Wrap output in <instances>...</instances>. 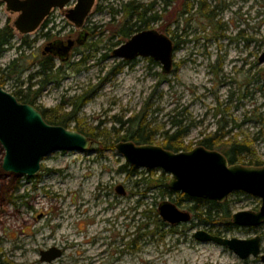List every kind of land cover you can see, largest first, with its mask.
Returning a JSON list of instances; mask_svg holds the SVG:
<instances>
[{
	"label": "rangeland",
	"instance_id": "obj_1",
	"mask_svg": "<svg viewBox=\"0 0 264 264\" xmlns=\"http://www.w3.org/2000/svg\"><path fill=\"white\" fill-rule=\"evenodd\" d=\"M130 1L144 8L155 2L147 17L162 16L160 22L135 33L154 29L166 34L167 13L179 14L185 4L170 0L167 13H161L165 0H95L83 28L77 29L65 17L72 2L63 10L55 8L45 27L22 35L13 28L17 15L0 2V30L7 27L13 36L0 55L3 91L26 94L28 86L42 79L36 73L47 57L43 49L57 39L75 40L86 31V40L74 46L64 62L53 58L60 72L52 78L59 85L49 81L34 107L49 110L63 102L62 113H67L71 109L67 102L87 93L89 99L69 130L75 131L78 125L85 133H108L120 128L119 120L125 122L145 110L142 116L149 128L159 131L154 146H160V132H172L175 116L189 130L182 140L187 150L181 152L200 146L202 139L222 128L230 131V140L248 143L264 166V63L258 62L264 50V0H209L208 5L217 7L213 23L219 22L224 29V37L218 39L209 31L211 25L195 14L196 6L191 8L195 14L191 21L185 20L189 15L178 17L167 27L170 31L178 27L181 42L173 71L166 76L150 58L133 59L126 65L112 57V51L129 39H122L119 31L124 22L122 3ZM31 76L37 78L29 80ZM93 140L83 153L62 151L44 157L41 172L30 179L2 170L5 151L0 145V264H47L40 262L39 252L50 247L63 254L51 264H262L258 258L241 260L226 247L201 243L193 234L205 230L243 240L260 235L264 254V225L228 227L218 217L203 224L190 214V222L169 226L158 217L157 208L161 201L176 199V192L169 191V196L152 190L142 195L145 187L136 183L150 172L159 176L162 170L137 168L138 174L133 175L116 149L98 152L104 144L109 146L108 140L101 144ZM163 174L169 181L170 175ZM117 186H123L124 195L116 194ZM226 201L231 216L257 211L261 204L259 198L242 192ZM175 206L189 212L191 203L182 199Z\"/></svg>",
	"mask_w": 264,
	"mask_h": 264
},
{
	"label": "water",
	"instance_id": "obj_2",
	"mask_svg": "<svg viewBox=\"0 0 264 264\" xmlns=\"http://www.w3.org/2000/svg\"><path fill=\"white\" fill-rule=\"evenodd\" d=\"M6 9L16 14L14 30L20 34L34 33L55 8L63 10L74 2L73 8L66 11L65 17L75 28H82L95 0H0ZM79 44L86 40L80 34ZM72 43L66 47L59 42L49 43L45 51L66 59ZM59 51L55 53L54 51ZM173 41L166 34L156 30H142L132 34L126 42L112 51V57L131 62L137 58H150L159 64L161 73L166 76L173 71ZM264 63V50L258 58ZM90 139L77 131L63 126L47 124L39 110L33 105L22 104L16 97L3 91L0 85V145L4 149L2 170L23 176L27 179L41 172L44 157L55 152L83 153L90 147ZM115 149L125 163L145 170L161 169L170 175L168 190L186 195L190 199L208 200L222 204L235 192H242L259 198L261 204L257 211H240L231 216V225L242 228H258L264 225V166L230 164L224 154L217 150H207L203 146L189 152L175 153L160 146L135 145L131 141L117 142ZM123 186H117L116 194L124 195ZM158 217L169 226L183 225L191 220L190 213L180 211L169 201L158 205ZM193 237L201 243H213L231 250L236 257L247 260L258 258L264 264L261 252L260 235L243 240L223 238L207 231H195ZM40 262L51 264L62 257L57 247L39 252Z\"/></svg>",
	"mask_w": 264,
	"mask_h": 264
},
{
	"label": "trees",
	"instance_id": "obj_3",
	"mask_svg": "<svg viewBox=\"0 0 264 264\" xmlns=\"http://www.w3.org/2000/svg\"><path fill=\"white\" fill-rule=\"evenodd\" d=\"M185 4L182 7V10L179 14H174L172 12H166L167 8L171 6L172 2L170 1H163V7L161 10V13L165 12L167 13L166 21L167 24L166 28L163 30L166 34H171L172 37L171 40L173 41L174 45V51H177L180 48L179 42H181V37L177 38L176 31L178 30V27L174 31H170L167 27L171 23H176L178 20V17H184L189 15L188 19H185L186 21H191V19H194L195 14L202 20H205L208 22L211 26L209 27L214 38L218 37H224L223 34V27L219 25V22L213 23L214 20L217 18V12L216 8L211 7L208 5L209 0H193L192 4L189 5V1L184 0ZM195 3V4H194ZM156 4L155 2H152L151 5H149L147 8H144V5H135L133 1L122 3L121 6V13L123 15L124 22L122 23V27L119 31V36L122 39H128L132 37V34L137 32L138 30L142 29V27H148L153 23H158L162 19V16L158 13H154L152 16L147 17V12L152 10L153 5ZM193 6H196L195 14L192 15L191 8ZM144 8V9H143ZM175 15V16H173ZM172 17L175 18L173 21ZM135 20L134 22H132ZM205 30V28H203ZM182 36V35H181ZM12 30H10L7 27H4L0 30V55L4 53L6 48L10 46L11 40H12ZM44 62H41L40 64V70L37 71L36 76L39 78H42L40 81L37 82L35 85L28 86L26 89V94H22V92H16L14 97L17 98V100L22 104H29L33 105V102L38 99V97L42 94L43 89L48 85L49 81L54 78H52L53 74H57L60 72L59 69L56 70L55 63L53 61V58L51 56H47L43 59ZM152 63L153 61L150 60ZM10 69V66L7 67L5 70ZM120 70L115 72L114 74H117ZM215 73V72H214ZM36 76H31L29 80L36 79ZM163 80H166L167 77H164L163 75H159ZM52 80V81H53ZM56 82V80H54ZM56 85H59V82H56ZM37 87L35 91L32 93L30 92L31 88ZM89 99V96L87 93H83L80 96L72 97L70 101L67 102V106L70 109L67 113H62V109L65 105V103L53 109L49 110H42L39 108H36L39 110L41 115L43 116L44 121L47 124L56 125V126H63L65 128H69L71 122L77 123V115L80 111L81 107L86 103V101ZM34 106V105H33ZM144 110V109H143ZM145 113L146 111H142ZM139 113L138 115H135L132 118L126 119L125 122L119 120L120 122V128L113 129L111 132L106 133L104 132H98L96 135L93 133H85L83 130L78 129V125L75 127V131H77L80 134L85 135L88 138H91L94 141L93 138L97 139L100 144L106 140L109 141V146L107 144H104L105 148L103 150H98L99 153L104 152L106 149H115V145L117 142H125V141H131L135 145H147L151 144L153 145V139L159 134V131H155L149 128V121H146L142 114ZM172 123L170 125V129L172 132L169 131H162L160 132V136L162 137L160 147L167 151H172L175 153H180V151L187 150L186 147L183 146V138H185L189 132L188 127L182 126L181 120H176L175 116L172 117ZM230 134V131H223L222 128H217L215 132H213L211 135L205 137L202 139V141L199 143L200 146H203L207 150L212 149H218L221 150V153L224 154L226 159L229 161L230 164L239 163L241 165H250V166H261L262 163L255 158L254 150L251 148V146L244 142H238L235 138L231 139L227 138ZM109 137V138H108ZM111 138V142H110ZM225 138L227 141H224ZM224 142V143H223ZM248 160V162H244V159ZM129 167V166H128ZM129 173H132L133 175H137V169L130 166L129 167ZM128 173V174H129ZM168 178L161 173L159 176H155L154 173L150 172L148 178L142 177L137 184H141L145 187L144 194H149L152 190H157L161 194L160 195H169L170 192L168 190ZM175 198H171V202H174V205H179L180 200H187L191 203V206L188 207V211L192 216V219H196L200 222L204 223H213L215 222L218 217V220L225 221V225L228 227L231 226L230 219L231 215L228 212V203L225 200L224 203L218 204L216 202H211L208 200H200L196 198L190 199L186 195H183L182 193H174ZM146 212V211H145ZM144 213V211L142 212ZM145 214V213H144ZM158 221V220H157ZM160 223V221H159ZM160 224H163L162 222ZM163 226H165L163 224Z\"/></svg>",
	"mask_w": 264,
	"mask_h": 264
},
{
	"label": "flooded vegetation",
	"instance_id": "obj_4",
	"mask_svg": "<svg viewBox=\"0 0 264 264\" xmlns=\"http://www.w3.org/2000/svg\"><path fill=\"white\" fill-rule=\"evenodd\" d=\"M167 1H170V0H167ZM51 13L46 17V19H45V21L40 25L41 27H45L47 24H48V22H50V19H51ZM83 28V27H82ZM82 28H80V29H82ZM83 31V30H82ZM84 33L86 34V38H87V35H88V33L86 32V31H84ZM80 34H78V36H77V38L75 39V40H73V39H68L67 40V43H64V41H62L61 39H57L56 41H54V42H59V45L61 46V47H66L67 45H68V41H70L71 43H72V45H71V47H70V51L68 52V55H70V53H71V51L73 50V48H74V46H76V45H80L79 44V40H80ZM54 42H50V43H54ZM46 48V47H45ZM44 50V49H43ZM55 53H58L59 51L57 50V51H54ZM49 53L50 52H47V51H45L44 50V53H43V55H47V56H51L52 58H54V59H56V58H58L60 61H62V62H64L65 61V59H60L59 57H58V55L56 56V55H54V53H50V55H49ZM59 54V53H58ZM128 61H124V62H122V64H132V62H130V63H127ZM61 252H62V250H61Z\"/></svg>",
	"mask_w": 264,
	"mask_h": 264
}]
</instances>
